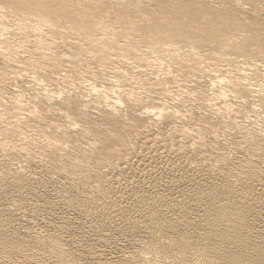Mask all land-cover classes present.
Wrapping results in <instances>:
<instances>
[{
    "label": "bare ground",
    "instance_id": "1",
    "mask_svg": "<svg viewBox=\"0 0 264 264\" xmlns=\"http://www.w3.org/2000/svg\"><path fill=\"white\" fill-rule=\"evenodd\" d=\"M145 1L0 0L5 260L46 251L69 264L64 240L94 264L108 246L122 251L108 264H264L255 162L234 170L245 184L223 172L244 148L264 156V0ZM126 122L128 134L173 130L172 147L215 151L214 162L148 163L123 185L99 182L105 169L75 177L71 168L93 171L105 159ZM241 124L244 133L231 134ZM23 159L33 167L22 170ZM24 214L51 231L32 233Z\"/></svg>",
    "mask_w": 264,
    "mask_h": 264
},
{
    "label": "rangeland",
    "instance_id": "2",
    "mask_svg": "<svg viewBox=\"0 0 264 264\" xmlns=\"http://www.w3.org/2000/svg\"><path fill=\"white\" fill-rule=\"evenodd\" d=\"M145 2L149 4L152 1L147 0ZM250 2H252V1L250 0ZM254 4L256 5V8L261 7V5L258 3L257 4L254 3ZM261 20H264V17H261ZM119 66L122 68L127 67L128 69L134 67V66H128V64H124V65L119 64ZM104 68H111V67L110 66H104ZM115 68H118V64H115ZM216 69L217 70L221 69L222 71L227 70L226 68H216ZM212 70H213V68H212ZM212 70H210L212 72L211 73L212 75L209 74L208 77L213 76V73L215 70L214 71H212ZM229 70H231V68ZM205 76H203L202 78H204ZM108 77H111V76H108ZM202 78L200 79V82H201ZM205 80L208 82L209 79L204 78L202 80V82H204ZM21 84L23 85V83H21ZM60 87H63V84H61ZM13 88L14 87L10 86V85L8 87L9 90L11 89L12 91L13 90L15 91V88L14 89ZM25 88H27V87H25ZM11 90H10V92H11ZM35 91H33V93ZM30 92L31 91H29L27 93L31 94L32 92L31 93ZM27 93H25V94L28 95ZM28 96H26V98H28ZM170 96L171 95H169V98L167 97V99L164 98V99L168 100L167 101L168 104H172ZM161 99H163V97ZM91 112H93V111H91ZM251 116L252 115H248L247 117H251ZM127 123L128 122H126L124 124H119L121 134L118 135V141H117L116 146L112 147V149L109 150V154L105 157V159L101 158L99 161H97L93 166L94 167L93 171L85 170V172H83L81 167H78L76 169L71 168V170H73V171L76 170L73 172L75 177H78L79 174H82V175H84L83 177L85 180H89L90 178L97 177L98 171L105 169L106 170L105 176H103V178L101 180H99V182H101L103 184L104 180H105L106 184H111V182L114 180L113 182L115 185H118V184L123 185L124 184L123 181H125L124 179H125L126 174L130 173L131 171H134L135 174H137L139 170L144 171L148 168L147 167L148 163L149 164L159 163L160 167H161V165L166 166L168 164H171V163H169V161H173L175 159L176 161H185L188 164H198V165L203 166V168H206L207 164H211L214 162L213 157L217 153L215 151H211V150L201 151V149H199L197 146H193V147L185 146L183 148H178L175 143L180 141V138H179V135L174 134L173 130H170L166 127H163L161 129H158L155 131L154 129H143V127H139V128H137V132L135 134H128L127 133L128 129H127V127H125V125ZM242 126L243 127H239L236 131L231 132V134L244 133V126L245 125H242ZM172 135L174 138L177 135L176 138L177 139L179 138V140L178 141L176 139L170 140L169 138ZM172 140H174V142H175V143H173V145H175L173 147H172V144H170V143H172ZM220 140H221V138H220ZM0 154H1V152H0ZM229 160H230L232 166L229 168H224L223 172L227 175L228 179L232 183H234V184L244 183L245 184L244 176L237 174L234 170L237 169L238 172L242 169L248 170L247 164L245 161L249 160V161L255 162V165H253V167L255 168L254 169L255 172L253 175L254 177L251 178V181H252L251 184H253L254 186H257V187L264 188V156H259L257 159L255 152L248 153L247 150L244 148V150L240 152L239 156H235V159L229 158ZM34 162H38V160L34 159ZM164 162H166V163H164ZM19 165H20V168L22 170L25 169V167H33L32 165H30V160H24V159L20 160ZM145 167H147V168H145ZM47 168L49 169V172L53 176H56L54 174H60L59 173L60 172V165L56 162L54 164L52 162H51V164H47ZM120 182H123V183H120ZM87 185H89V184H87ZM109 211H110V209H109ZM24 215H25L24 220L26 219L28 221L29 228H31L30 231L31 230L33 231V232L31 231L32 233H34V234H39V233L41 234L42 233L43 234L47 230L51 231V226L47 221H45L44 217L39 216L40 218L37 217L36 219H34V222L32 223L33 219H30V221L28 219L31 217V215L30 214L29 215L24 214ZM23 226H24V224L19 226V227H21V228H19V230L22 231L24 229ZM40 229H42V230H40ZM38 231H40V232L38 233ZM45 233L47 234L49 232L47 231ZM60 243H61L63 249L68 253V255H70V258H72V261H70L69 264H94L95 255L89 254V252L87 250L84 251V254H82L80 257H78L75 253L76 249L74 246H72L71 244H68L64 240ZM121 244L123 246L124 243H121ZM111 247H114V246H108V248L106 247L107 249L106 248L105 249L97 248V250H103V252H102L103 254L102 253L96 254V257L99 258L100 261L103 262V264H108L107 262H111L113 260L115 261V259L122 256L121 250H119L115 247L114 248H111ZM97 250H95V251H97ZM131 250H133L134 252H137V251L138 252H144V250L140 249V248H139V250L130 249L127 251L130 252ZM127 251H125L126 252L125 255L128 256L129 253ZM89 255H91V256H89ZM107 259H109L110 261ZM56 261H57V258L53 257V256H49L46 251H43V252L38 251L37 255H34V256H32V258H29V259H14V260H10V261L5 260L0 255V264H57Z\"/></svg>",
    "mask_w": 264,
    "mask_h": 264
}]
</instances>
